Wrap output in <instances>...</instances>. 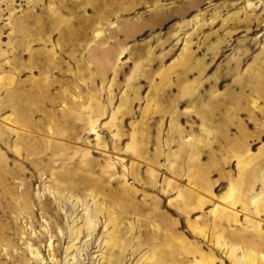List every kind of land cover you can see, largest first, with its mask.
Returning a JSON list of instances; mask_svg holds the SVG:
<instances>
[{
	"label": "rangeland",
	"instance_id": "obj_1",
	"mask_svg": "<svg viewBox=\"0 0 264 264\" xmlns=\"http://www.w3.org/2000/svg\"><path fill=\"white\" fill-rule=\"evenodd\" d=\"M259 243L264 0H0V264Z\"/></svg>",
	"mask_w": 264,
	"mask_h": 264
},
{
	"label": "bare ground",
	"instance_id": "obj_2",
	"mask_svg": "<svg viewBox=\"0 0 264 264\" xmlns=\"http://www.w3.org/2000/svg\"><path fill=\"white\" fill-rule=\"evenodd\" d=\"M258 246L260 248L264 247L262 243H259ZM160 256H161V258H164L165 254H163V255L161 254ZM260 257L264 258V256H262V255ZM248 264H258V259H257L256 255H254V254L250 255L249 260H248Z\"/></svg>",
	"mask_w": 264,
	"mask_h": 264
}]
</instances>
